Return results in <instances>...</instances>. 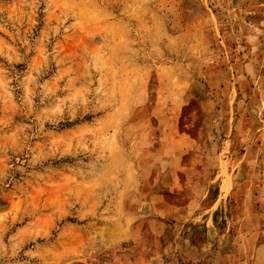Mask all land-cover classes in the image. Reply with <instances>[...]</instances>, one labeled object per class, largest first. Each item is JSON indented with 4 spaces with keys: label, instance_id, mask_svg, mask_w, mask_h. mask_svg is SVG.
Returning a JSON list of instances; mask_svg holds the SVG:
<instances>
[{
    "label": "rangeland",
    "instance_id": "rangeland-1",
    "mask_svg": "<svg viewBox=\"0 0 264 264\" xmlns=\"http://www.w3.org/2000/svg\"><path fill=\"white\" fill-rule=\"evenodd\" d=\"M0 264H264V0H0Z\"/></svg>",
    "mask_w": 264,
    "mask_h": 264
}]
</instances>
